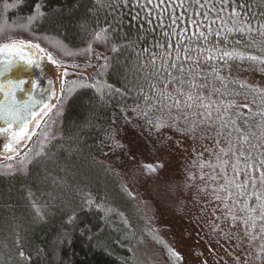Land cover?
Segmentation results:
<instances>
[{"label": "trees", "instance_id": "1", "mask_svg": "<svg viewBox=\"0 0 264 264\" xmlns=\"http://www.w3.org/2000/svg\"><path fill=\"white\" fill-rule=\"evenodd\" d=\"M13 39L70 54L73 73L29 147L0 161V264H134L141 224L122 175L125 147L116 153L118 125L153 99L165 66H191L223 94H248L244 65L224 53L255 52L264 0H0V43ZM237 109L228 142L264 168V113ZM254 264H264V248Z\"/></svg>", "mask_w": 264, "mask_h": 264}, {"label": "rangeland", "instance_id": "2", "mask_svg": "<svg viewBox=\"0 0 264 264\" xmlns=\"http://www.w3.org/2000/svg\"><path fill=\"white\" fill-rule=\"evenodd\" d=\"M6 44L18 47L0 51V63L17 59L28 69L46 110L23 135L0 128V161L29 147L30 132L50 115L73 73L65 59L70 54L53 55L20 39L1 42L0 48ZM221 46V41L216 44ZM253 48V53H224L244 65L237 72L248 94L231 97L198 78L191 66L181 71L160 62L165 67L156 73L155 96L128 110L129 122L118 125L116 153L125 147L122 175L141 224L134 264H173L162 252L165 244L179 254V264H254L264 248V168L227 138V115L239 105L264 113V39ZM144 163L151 166L148 174L142 173Z\"/></svg>", "mask_w": 264, "mask_h": 264}, {"label": "water", "instance_id": "3", "mask_svg": "<svg viewBox=\"0 0 264 264\" xmlns=\"http://www.w3.org/2000/svg\"><path fill=\"white\" fill-rule=\"evenodd\" d=\"M43 103L40 89L20 61L0 63V128H8L16 134L30 128Z\"/></svg>", "mask_w": 264, "mask_h": 264}, {"label": "snow or ice", "instance_id": "4", "mask_svg": "<svg viewBox=\"0 0 264 264\" xmlns=\"http://www.w3.org/2000/svg\"><path fill=\"white\" fill-rule=\"evenodd\" d=\"M40 13L37 12V15H39ZM31 19V18H30ZM99 36V34H97ZM18 45L16 44H11V45H4L2 48H0V51H3L4 49H12V48H17ZM36 47H39V45H36ZM41 51H43V49H41ZM53 63H55V61H53ZM189 99H191V97H189ZM179 102H177V106H178ZM245 107H247V105H245ZM26 131L25 129H22L21 135H23V133ZM120 145L117 143V147H119ZM7 148H9V150H11V146L10 145H6ZM151 167V166H149ZM154 170V169H153ZM22 255V254H21Z\"/></svg>", "mask_w": 264, "mask_h": 264}]
</instances>
